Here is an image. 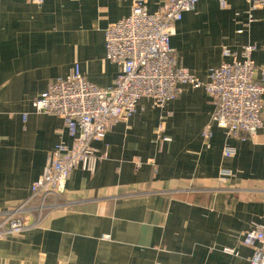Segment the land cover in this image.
Listing matches in <instances>:
<instances>
[{
    "label": "crops",
    "instance_id": "obj_1",
    "mask_svg": "<svg viewBox=\"0 0 264 264\" xmlns=\"http://www.w3.org/2000/svg\"><path fill=\"white\" fill-rule=\"evenodd\" d=\"M132 2L0 0V212L30 197L57 145L73 146L64 121L38 114L34 101L77 65L92 84L113 86L121 69L106 60L105 33L131 14ZM163 3L150 0L148 9ZM225 4L200 0L176 25L171 49L206 82L224 49L240 54L255 45L261 82L264 9ZM213 113L203 88L183 87L165 108L142 100L129 121L92 144L107 157L95 171L72 172L61 199L71 206L1 241L0 264H250L253 250L242 240L253 224L264 225V125L254 137L215 126L206 141ZM226 148L237 155L225 158ZM221 169L232 177L221 180Z\"/></svg>",
    "mask_w": 264,
    "mask_h": 264
},
{
    "label": "built area",
    "instance_id": "obj_2",
    "mask_svg": "<svg viewBox=\"0 0 264 264\" xmlns=\"http://www.w3.org/2000/svg\"><path fill=\"white\" fill-rule=\"evenodd\" d=\"M41 6L45 0H29ZM200 0H164L156 12L148 9L150 0H133L131 14L108 26L105 33L106 60L117 64L121 72L109 88H100L82 74L77 65L72 74L49 86L33 103L38 114L54 115L64 121L73 140L71 148L57 145L49 154L42 177L33 184L30 197L21 204L0 212V242L40 226L46 213L68 208L62 196L74 170L80 168L93 173L98 156L92 144L103 142L113 126L129 121L142 100L165 108L176 100L183 87L203 88L214 106L212 124L203 133L208 141L213 127L228 136L246 133L254 137L264 125V68L261 82H257V66L253 60L255 45H248L238 54L223 50V62L211 68L203 82L181 64L171 49L176 25L184 14L195 9ZM224 7L225 0H220ZM252 10L264 9V0H248ZM162 122L158 133L163 134ZM163 143L169 138H161ZM225 158L237 155L234 148H226ZM233 173L220 170V179ZM110 240V237H103ZM242 244L253 250L250 264H264V225L253 224L245 232ZM226 253L237 254L235 249Z\"/></svg>",
    "mask_w": 264,
    "mask_h": 264
},
{
    "label": "rangeland",
    "instance_id": "obj_3",
    "mask_svg": "<svg viewBox=\"0 0 264 264\" xmlns=\"http://www.w3.org/2000/svg\"><path fill=\"white\" fill-rule=\"evenodd\" d=\"M42 5H43V4H42ZM42 5H41V6H42ZM40 225H41V224H40ZM103 237H104V236H103ZM106 237H110V236H106ZM227 249H228V248H227Z\"/></svg>",
    "mask_w": 264,
    "mask_h": 264
}]
</instances>
